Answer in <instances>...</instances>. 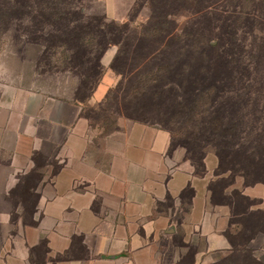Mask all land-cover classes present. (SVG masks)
Returning <instances> with one entry per match:
<instances>
[{"label":"crops","instance_id":"crops-1","mask_svg":"<svg viewBox=\"0 0 264 264\" xmlns=\"http://www.w3.org/2000/svg\"><path fill=\"white\" fill-rule=\"evenodd\" d=\"M107 68L92 96L101 102L114 80ZM110 71V72H109ZM114 82V81H113ZM90 99V103H91ZM184 148H171V134L158 125L120 118L104 131L85 104L19 85L0 88V264H212L232 252L242 214L214 201L218 159L205 158L196 174ZM33 180L34 223L11 221L23 206L13 192ZM238 181V182H237ZM255 200L264 210V183L243 178L225 190ZM22 208V209H21ZM264 264V234L250 243Z\"/></svg>","mask_w":264,"mask_h":264},{"label":"trees","instance_id":"trees-1","mask_svg":"<svg viewBox=\"0 0 264 264\" xmlns=\"http://www.w3.org/2000/svg\"><path fill=\"white\" fill-rule=\"evenodd\" d=\"M86 1L0 0V33L14 52H34L36 66L70 73L73 98L84 104L116 48L108 68L117 79L104 98L110 107L167 130L171 148H184L198 175L213 152L214 200L227 173L247 186L264 183V0H134L125 21ZM220 194L242 214L233 219L242 229L227 233L232 252L212 264H263L250 243L264 234V210L249 212L256 201L237 189Z\"/></svg>","mask_w":264,"mask_h":264},{"label":"rangeland","instance_id":"rangeland-1","mask_svg":"<svg viewBox=\"0 0 264 264\" xmlns=\"http://www.w3.org/2000/svg\"><path fill=\"white\" fill-rule=\"evenodd\" d=\"M228 1L230 3L234 0ZM133 2L134 0H87L84 5L88 7L90 4L91 11L106 12V15L110 19L125 21L128 19V12L130 7H132ZM231 14L227 15L230 16ZM142 15H146V12H143ZM188 17L189 13L183 12V15L178 16L177 20L183 26ZM111 49L116 50V48ZM34 56L36 55L32 51L21 54L16 53V51L14 52L7 44V37L3 33H0V88L4 85L13 84L45 90L55 95H72L75 87V80H73L74 78L72 75L65 71H56L49 65L36 66L35 62L31 60ZM110 73L113 72L111 71ZM111 75L114 79V82L112 81L113 85L111 86L113 87L116 83L117 77L114 73ZM104 78H106V74ZM104 102L105 101L103 99L98 104H95V102H92L91 99V103L88 101L85 104V113L90 117L95 126H100L104 128V131H108L117 127V121L120 118L124 117L132 120L131 118L120 115L113 107H110L108 102ZM37 173L38 172H31L25 175L26 181L21 184L19 190L15 191L16 195L14 194L15 196L12 203L15 205L21 203V206L24 207V212H14L12 214V222L19 218L25 223L35 222L34 206L36 203V196L33 193V188L37 186L38 183L33 179L38 176ZM226 175L229 174H225V178H221L214 185L217 193L214 201L219 203L225 202L226 200V198L220 194L223 189L226 190V184H230L229 187L233 186L234 183H236L237 177H239L230 176L226 178Z\"/></svg>","mask_w":264,"mask_h":264}]
</instances>
